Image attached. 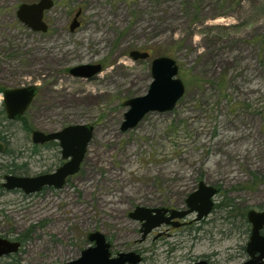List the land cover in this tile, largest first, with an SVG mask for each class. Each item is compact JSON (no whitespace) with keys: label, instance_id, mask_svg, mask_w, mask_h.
<instances>
[{"label":"rangeland","instance_id":"1","mask_svg":"<svg viewBox=\"0 0 264 264\" xmlns=\"http://www.w3.org/2000/svg\"><path fill=\"white\" fill-rule=\"evenodd\" d=\"M33 2L0 0V111L4 90L37 88L24 121L0 122L10 150L0 154V184L11 174L2 166L25 177L61 166L60 147L34 148L33 131L88 124L93 135L63 188L0 190V237L28 236L0 264H65L94 231L113 255L135 252L140 264H242L246 213L264 210V0H52L45 33L16 17ZM134 50L149 59L133 61ZM161 56L176 62L184 95L172 111L151 112L121 132L123 102L147 93L151 60ZM86 64H101V73L69 74ZM200 181L219 188L218 207L201 223L190 215V225L138 243L140 223L128 213L185 209Z\"/></svg>","mask_w":264,"mask_h":264},{"label":"water","instance_id":"2","mask_svg":"<svg viewBox=\"0 0 264 264\" xmlns=\"http://www.w3.org/2000/svg\"><path fill=\"white\" fill-rule=\"evenodd\" d=\"M53 6L52 0H39L34 4H22L16 11V17L20 23L33 32L45 33L48 30L43 21V14ZM78 11L69 25V32H74L79 27ZM129 57L133 61L147 60L150 55L147 52L131 51ZM102 71L101 64H86L71 68L69 74L74 78L92 79ZM150 74L152 81L147 93L123 102L128 110L124 113L120 131L126 132L137 126L145 115L151 112L166 113L173 110L176 103L185 92L183 82L177 78L178 66L176 62L166 56L156 57L151 60ZM37 94L35 86H27L4 90L2 93L3 111L6 119L16 121L23 116L30 107ZM93 135V126L70 125L60 131L43 133L33 131L31 142L41 145L47 142H57L60 147L63 165L52 173L41 174L34 177L5 175L2 189L6 191L19 190L24 195L40 192L43 188L59 190L66 184L69 177L74 176L80 170L87 146ZM5 150V144L0 142V154ZM217 189L213 186L199 182L197 189L188 195L185 200V209L148 208L135 207L128 213V218L140 223L141 234L138 243H142L156 229L162 225H173L179 227L180 221L195 215L193 221L199 222L210 215L214 206V197ZM249 223L250 236L245 246L248 259L243 264H264V211L249 210L246 213ZM176 223V224H175ZM158 236H156L157 238ZM90 245L80 252L79 257L65 264H140L142 258L135 252L111 254V244L106 240L104 234L99 231L90 232L86 236ZM20 243L0 237V258L18 253ZM189 264H208L204 259Z\"/></svg>","mask_w":264,"mask_h":264},{"label":"flooded vegetation","instance_id":"3","mask_svg":"<svg viewBox=\"0 0 264 264\" xmlns=\"http://www.w3.org/2000/svg\"><path fill=\"white\" fill-rule=\"evenodd\" d=\"M39 1V0H38ZM34 3H37V2H33V3H30V4H34ZM43 18H44V14H43ZM44 21V20H43ZM46 24V23H45ZM47 25V24H46ZM29 109V108H28ZM32 143V142H31ZM50 143H56L57 144V146H59L58 145V143L57 142H47V143H44V144H41V145H34V144H32L33 145V147L34 146H37V147H39V146H41V147H43V146H47V145H50ZM65 161H63L62 162V164L61 165H63V163H64ZM60 167V166H59ZM58 167V168H59ZM56 170V169H55ZM54 170V171H55ZM53 171V172H54ZM52 173V172H51ZM43 174H47V173H43ZM39 175H41V174H39ZM68 180V179H67ZM66 180V181H67ZM201 182V181H200ZM203 182V181H202ZM214 187V186H213ZM214 188H216V187H214ZM54 190L53 188H43L40 192H42V191H44V190ZM217 189V194L219 193V188H216ZM14 191V190H13ZM39 193V192H38ZM216 194V195H217ZM214 201V200H213ZM153 208H168V209H172V208H170V207H166V206H160V207H153ZM215 208V203H214V206H213V209ZM212 209V210H213ZM251 210V209H250ZM255 210V209H254ZM249 211V210H248ZM247 211V212H248ZM256 211H258V210H256ZM261 211H264V210H261ZM212 212V211H211ZM205 219V218H204ZM204 219L203 220H201V221H199V222H196V223H201L202 221H204ZM247 221V220H246ZM195 222V221H194ZM180 223L182 224V225H180L179 227H174L173 225H171V224H169V225H162L161 227H163L164 228V230L162 231L160 228L161 227H159L158 229H156V230H154L152 233L154 234V232L155 233H157L155 236H154V239H157V238H159V237H161L162 235H170L169 234V232L170 231H175V230H178V229H180V228H182V227H185V226H187V225H190L192 222L191 221H186V219L185 220H182V221H180ZM176 224V223H175ZM249 224V223H248ZM249 226V236H250V229H251V227H250V225H248ZM159 230V232H156V231H158ZM261 234L262 235H264V228H263V230H262V232H261ZM156 236H158L157 238H156ZM249 236H248V241H249ZM5 239V238H4ZM7 240H9V239H7ZM106 240H107V238H106ZM10 241H17V240H15V239H13V240H10ZM108 241V240H107ZM19 242V241H18ZM20 243V242H19ZM248 243V242H247ZM111 244V243H110ZM20 247H21V243H20ZM244 250H245V248H244ZM246 253V252H245ZM112 254V253H111ZM116 254H112V256H115ZM9 256H11V255H9ZM246 256H247V254H246ZM142 258V257H141ZM248 259V257H246V259L242 262V264L246 261ZM207 261V260H206ZM209 264V263H208Z\"/></svg>","mask_w":264,"mask_h":264},{"label":"trees","instance_id":"4","mask_svg":"<svg viewBox=\"0 0 264 264\" xmlns=\"http://www.w3.org/2000/svg\"><path fill=\"white\" fill-rule=\"evenodd\" d=\"M4 120H7L6 119V116H5V113H4V111L3 110H1L0 111V122L1 121H4ZM16 121H24V115L23 116H21L20 118H18ZM28 130V129H27ZM28 132H29V130H28ZM0 142H3L4 144H5V150H4V152H3V154H8V153H10V150H8L7 148H6V145H7V141L4 139V137H2L1 135H0ZM51 145H57L56 143H50ZM37 146H34V148H36ZM2 167H5L6 169H7V171H8V173H14V169L17 167L16 165H14V164H9V165H6V166H2ZM0 168H1V166H0ZM0 190H2V187H1V184H0ZM4 190V189H3ZM215 207H218L217 205L215 206ZM243 216V218H245V216H244V214L242 215ZM27 235H23V236H19V237H17V238H15V240H17V241H19L20 243H21V246L25 243V241H26V239H27ZM21 248V247H20ZM20 250V249H19ZM19 252V251H18ZM17 264H19L18 262H17Z\"/></svg>","mask_w":264,"mask_h":264}]
</instances>
